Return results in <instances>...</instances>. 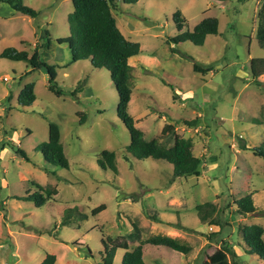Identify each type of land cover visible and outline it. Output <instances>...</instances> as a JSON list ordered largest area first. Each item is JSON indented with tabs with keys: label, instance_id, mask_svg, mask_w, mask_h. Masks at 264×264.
<instances>
[{
	"label": "rangeland",
	"instance_id": "rangeland-1",
	"mask_svg": "<svg viewBox=\"0 0 264 264\" xmlns=\"http://www.w3.org/2000/svg\"><path fill=\"white\" fill-rule=\"evenodd\" d=\"M23 3L37 10V17L0 2V51L21 45L31 55L47 29L50 44L41 49L40 62L53 66L62 93L47 89L41 65L27 73L28 62L0 57V143L18 144L29 158L0 148V264H40L46 254L55 256V264H100L103 243L115 246L113 264H120L125 250L157 234L187 242L193 251L183 256L144 243L145 264H197L203 250L212 253L223 241L235 254L231 264H263L244 252L241 234L253 224L264 230V159L251 150L264 144V74L254 79L250 71L252 58H264L255 37L262 0L112 5L121 33L140 45V53L129 60L128 112L134 125L145 140L168 146L174 135L189 138L193 154L201 158L198 175L176 178L167 161L126 152L129 133L116 115L118 98L109 72L90 59L72 60L67 44L57 42L70 34L71 0ZM176 11L184 18L183 30L216 17L218 33L203 45L171 43L180 32L173 21ZM194 63L202 69L194 71ZM29 82L36 99L20 107L15 98ZM193 119L194 127L185 124ZM50 122L59 128L68 168L52 165L36 150L47 140ZM168 124L173 130L163 132ZM102 150L115 153L116 172L97 165ZM44 190L50 195L41 206L21 199L38 191L46 196ZM246 194H252L257 212L241 217L235 202ZM205 202L215 206L213 222L199 221L196 206Z\"/></svg>",
	"mask_w": 264,
	"mask_h": 264
},
{
	"label": "trees",
	"instance_id": "trees-1",
	"mask_svg": "<svg viewBox=\"0 0 264 264\" xmlns=\"http://www.w3.org/2000/svg\"><path fill=\"white\" fill-rule=\"evenodd\" d=\"M114 1H121L125 4H133L137 0H71L73 9L67 14V23L69 28V36L57 39L58 43H65L70 49L72 60L90 59L92 66L104 68L109 72L117 93L116 115L129 133V144L127 153L132 154L137 159H162L172 164V177H184L190 175H198L202 164L201 158L195 156L192 152V141L189 138L173 136L172 145L168 146L157 140H145L143 132L134 125V119L128 112V104L131 98V66L129 60L140 53V45L136 41L128 40L119 30L116 19L112 14V5ZM223 2L225 0H215ZM7 3L15 12L28 15L32 18L37 17L38 11L26 6L23 0H0ZM175 27L180 32L170 38L168 41L178 44L189 41L194 45H203L208 35H216L218 33V19L216 17H207L198 22L192 30H183L184 18L176 11L173 14ZM41 41L37 42L34 50L30 55L25 50H18L13 46L5 47L0 53L1 58L11 61H26L31 65L34 71L41 65L48 74L47 89L59 96L62 93L55 81V73L53 66L44 62H40L41 49L48 47L50 44V33L47 29L40 32ZM255 37L259 46L264 47V0L257 13V26ZM202 69L198 64H193V70ZM250 71L254 79L264 74V58H252L250 60ZM27 74V73H25ZM36 99L34 93V83H26L19 91L16 105L26 107L31 105ZM255 121L259 122L258 119ZM80 122H83L80 120ZM197 123L196 119L187 120L185 124L194 127ZM173 130L171 124L165 125L163 132ZM8 147L17 157L23 160H29L26 152L21 149L18 144L12 141H4L0 143V148ZM242 148H246L242 145ZM36 150L40 151L47 162L61 168H68V160L64 154L63 146L60 142V131L57 124L50 122L48 124V138L45 142L36 146ZM252 153L264 159V144L260 147L252 148ZM97 165L101 169H109L116 172L115 153L109 150H102L96 160ZM37 187H39L37 185ZM42 191V190H41ZM42 193L35 192L31 195H24L21 199L31 200L36 206H41L49 199V191L44 190ZM236 213L241 217H246L251 213L257 212L256 205L253 202L252 194H246L239 198L236 202ZM104 206H98L92 210L95 215L101 211ZM69 211V210H68ZM215 206L212 203L205 202L196 206V213L201 223L206 221L213 222L212 216ZM155 218L154 214H151ZM136 229V224H133ZM180 226V225H178ZM181 228H184L181 226ZM187 229L188 228H184ZM264 230L260 225L253 224L241 228L244 252L247 254H255L262 259L264 264ZM137 233L134 234V236ZM132 234H130V237ZM150 244L153 246H162L168 250L177 252L183 256L190 254L193 247L187 242H183L169 235H153L145 241L140 242L134 248L125 250L122 254L120 264H145L143 245ZM104 256L101 258L100 264H113L116 253L115 246H109L105 243ZM235 257L231 245L226 241L221 242L212 253L205 250L200 254L197 264H231L229 257ZM235 263V260L233 261ZM40 264H55V256L46 254Z\"/></svg>",
	"mask_w": 264,
	"mask_h": 264
},
{
	"label": "crops",
	"instance_id": "crops-1",
	"mask_svg": "<svg viewBox=\"0 0 264 264\" xmlns=\"http://www.w3.org/2000/svg\"><path fill=\"white\" fill-rule=\"evenodd\" d=\"M21 14V13H20ZM24 15V14H23ZM1 18V17H0ZM0 21H1V19H0ZM42 31V30H41ZM41 41V35L40 36H38V38H37V42H40ZM21 43L22 44V46L25 44V43H27V42H25V39H18V43ZM20 43H19V45H20ZM32 43H35V42H32ZM29 44V43H28ZM35 45V44H34ZM19 48V49H18ZM17 49L18 50H24L23 49V47H21V45L18 47ZM4 49V48H3ZM2 49V50H3ZM2 50L0 51V53L2 52ZM33 50H34V48H33ZM26 51V50H25ZM28 52V51H27ZM27 73H30L29 71L27 72ZM19 93V92H18ZM16 99V102H17V98H15Z\"/></svg>",
	"mask_w": 264,
	"mask_h": 264
}]
</instances>
